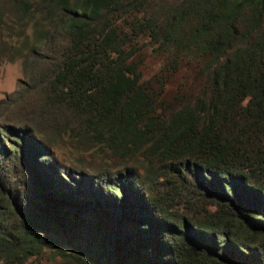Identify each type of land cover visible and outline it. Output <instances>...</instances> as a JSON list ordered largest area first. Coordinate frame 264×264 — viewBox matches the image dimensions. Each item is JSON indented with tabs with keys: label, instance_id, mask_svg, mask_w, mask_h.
<instances>
[{
	"label": "trees",
	"instance_id": "16d2710c",
	"mask_svg": "<svg viewBox=\"0 0 264 264\" xmlns=\"http://www.w3.org/2000/svg\"><path fill=\"white\" fill-rule=\"evenodd\" d=\"M4 30L40 106L0 126V156L19 152L0 168V257L67 243L81 264H264V0H0ZM186 63L197 90L164 101ZM63 131L104 168L53 159Z\"/></svg>",
	"mask_w": 264,
	"mask_h": 264
},
{
	"label": "rangeland",
	"instance_id": "374dc122",
	"mask_svg": "<svg viewBox=\"0 0 264 264\" xmlns=\"http://www.w3.org/2000/svg\"><path fill=\"white\" fill-rule=\"evenodd\" d=\"M3 34L5 37L0 43V126L31 128L34 121L33 115L40 106L38 86L24 69L21 58L24 52L21 45L22 38L18 39L11 35L9 30H4ZM138 43L143 51L144 62L141 66L143 77L150 80L151 84L156 87L155 79L159 76L163 60L152 47L146 44L144 38H141ZM195 75V66L190 63L181 65L178 72L170 73L166 78L165 91L162 95L164 101L172 100L178 93L195 92L197 90ZM8 145L9 142L6 143L9 148ZM51 147V157L65 167L76 168L77 165H81L84 169L104 168L105 162L109 159L108 154L100 148L83 150L67 131L59 134ZM4 152V157L0 156V168L12 165L15 154L19 156V152L15 150L10 152L4 150ZM107 163L112 164L113 162L111 160ZM58 240L60 241L59 238ZM74 253L75 249L72 246L61 243L58 247L43 249L39 255L28 258L22 264H81L71 258ZM10 263L17 264L18 262L16 259L0 257V264Z\"/></svg>",
	"mask_w": 264,
	"mask_h": 264
}]
</instances>
